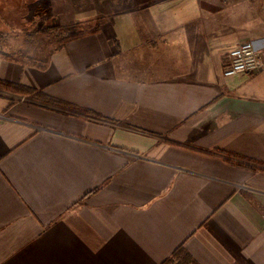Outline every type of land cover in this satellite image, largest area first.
Returning <instances> with one entry per match:
<instances>
[{"label":"crops","instance_id":"0c3cea01","mask_svg":"<svg viewBox=\"0 0 264 264\" xmlns=\"http://www.w3.org/2000/svg\"><path fill=\"white\" fill-rule=\"evenodd\" d=\"M261 1L118 0L45 70L0 57L41 94L0 89V264H264V69L223 76Z\"/></svg>","mask_w":264,"mask_h":264},{"label":"rangeland","instance_id":"374dc122","mask_svg":"<svg viewBox=\"0 0 264 264\" xmlns=\"http://www.w3.org/2000/svg\"><path fill=\"white\" fill-rule=\"evenodd\" d=\"M6 9H12L13 4L7 2ZM20 3L21 16L11 21H2L0 17V46H14L21 48L24 39H30L33 43L42 42L44 46L55 49L64 43L69 37L76 36L86 27L93 28L97 24V17L102 14L117 12L124 7L118 6V0H107L102 6L93 5L94 0H13ZM38 1V2H37ZM92 1V2H91ZM37 2V3H34ZM108 2V4H105ZM118 2V3H117ZM264 0L261 1V6ZM9 5V7H8ZM1 14V0H0ZM25 16V17H24ZM84 18L83 20L80 18ZM57 25L59 30L56 35L39 34L40 29ZM9 32L8 30V27ZM12 30V32H10ZM19 30V32H17ZM80 30V31H79ZM5 35L1 37V33ZM7 32V33H6ZM10 35V36H9ZM15 35V36H11ZM18 44V45H17Z\"/></svg>","mask_w":264,"mask_h":264},{"label":"trees","instance_id":"16d2710c","mask_svg":"<svg viewBox=\"0 0 264 264\" xmlns=\"http://www.w3.org/2000/svg\"><path fill=\"white\" fill-rule=\"evenodd\" d=\"M59 30L57 25L49 26L44 29H40L39 34H53L56 35ZM80 31V30H79ZM96 29H86L84 31H80L78 35L69 37L67 40H71L75 37L83 36L89 33H96ZM4 37V34L1 33V37ZM65 41V40H64ZM42 42L33 43L30 39H24L22 42V47L16 53H8L3 51L0 46V57L5 60H13L17 62H21L26 65L34 66L40 70H45L51 58V55L54 52V49H50L48 46H44L41 44ZM61 46V45H60ZM0 89L4 90L11 94H17L21 96H31L34 98H38L41 94L35 89L26 87L19 83H9L5 81H0ZM181 247L177 248L172 256L162 262L161 264H172L174 262V257L178 253H181Z\"/></svg>","mask_w":264,"mask_h":264},{"label":"built area","instance_id":"2783aa9c","mask_svg":"<svg viewBox=\"0 0 264 264\" xmlns=\"http://www.w3.org/2000/svg\"><path fill=\"white\" fill-rule=\"evenodd\" d=\"M229 63L223 71V76L229 77L236 73L254 75L264 69V60L256 53L252 43H243L228 54Z\"/></svg>","mask_w":264,"mask_h":264}]
</instances>
